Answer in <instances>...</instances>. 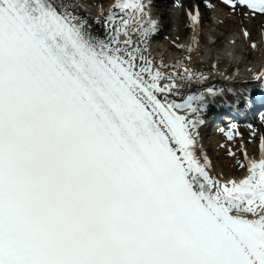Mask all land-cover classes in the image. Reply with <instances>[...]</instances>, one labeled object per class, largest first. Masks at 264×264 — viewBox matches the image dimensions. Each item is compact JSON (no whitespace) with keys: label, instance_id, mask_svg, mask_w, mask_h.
<instances>
[{"label":"snow or ice","instance_id":"1","mask_svg":"<svg viewBox=\"0 0 264 264\" xmlns=\"http://www.w3.org/2000/svg\"><path fill=\"white\" fill-rule=\"evenodd\" d=\"M157 29L145 0H0V264H264V142L243 178L212 174L216 92L173 98L141 47Z\"/></svg>","mask_w":264,"mask_h":264},{"label":"bare ground","instance_id":"2","mask_svg":"<svg viewBox=\"0 0 264 264\" xmlns=\"http://www.w3.org/2000/svg\"><path fill=\"white\" fill-rule=\"evenodd\" d=\"M189 1L145 0L151 18L158 21V29L148 37L147 43H141V47L148 49L146 55L157 66L162 64L163 72L177 73L176 87L173 89L176 94L173 98L177 100L188 94L207 95V89L212 88L216 91L225 86L224 81L220 82L223 80L220 74L225 71L229 72L228 77L239 78L245 75L244 71L251 65L256 67L264 65V14L261 16L260 13L253 14L248 8L246 11L239 7L233 9L221 0H194L193 4L205 5L207 9L205 13L212 14V17L200 15L199 25H190V17L184 19L185 13L190 12L187 7ZM71 2L80 5L83 14L91 18L99 15L101 11L107 13L114 0H71ZM218 5H221V8H218ZM193 8L194 5L191 12ZM235 31H238V35ZM245 31L249 33L248 36L244 35ZM254 39H257L256 42L251 43ZM199 65H204V68H199ZM185 69L188 72H185ZM251 83L250 81L246 85ZM203 119L204 123L199 129L200 142L203 151L211 160L212 174L225 179H239L246 176L248 162L244 159V153L246 152L250 159L257 161L260 159L262 151L260 145L264 142V136L259 135V132L264 129V122H253L239 126L237 129H226L221 135L220 131L209 132L206 117L203 116ZM226 131L232 132L231 139L224 136ZM237 135L242 137V143H234ZM256 138L258 142L254 143ZM230 143L233 145L228 146ZM229 149L235 153L234 156L228 154ZM240 163H244L245 167L241 168Z\"/></svg>","mask_w":264,"mask_h":264},{"label":"rangeland","instance_id":"3","mask_svg":"<svg viewBox=\"0 0 264 264\" xmlns=\"http://www.w3.org/2000/svg\"><path fill=\"white\" fill-rule=\"evenodd\" d=\"M205 1H210V0H205ZM193 2H194V0H190L189 1V3L187 4V7H188V9L191 11V8H192V4H193ZM221 2L222 3H225V2H223V0H221ZM218 8H221V5H218L217 6ZM239 9H241V10H243V11H246V10H248L246 7H239ZM257 16V15H256ZM259 16H261V14H259ZM188 18V14L187 13H185V16H184V19H187ZM187 33V32H186ZM235 33L238 35V31H235ZM255 40H257V39H254V41H250L251 43H255L256 41ZM223 127H225V126H223ZM221 133V135H223V133H224V131H221L220 132ZM264 135V131L263 132H261V133H259V135ZM258 142V138H256V142H254V143H257ZM234 143H242V137L240 136V135H237V138H236V140L234 141ZM233 144L232 143H230L228 146H232Z\"/></svg>","mask_w":264,"mask_h":264}]
</instances>
